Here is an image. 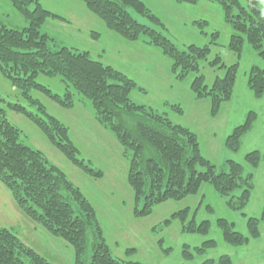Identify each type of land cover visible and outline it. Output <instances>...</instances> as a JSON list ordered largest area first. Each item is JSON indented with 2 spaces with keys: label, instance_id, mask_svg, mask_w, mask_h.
<instances>
[{
  "label": "trees",
  "instance_id": "trees-1",
  "mask_svg": "<svg viewBox=\"0 0 264 264\" xmlns=\"http://www.w3.org/2000/svg\"><path fill=\"white\" fill-rule=\"evenodd\" d=\"M6 1L22 15L26 26L8 28L0 22V74L17 90L27 106L36 107L40 112L34 114L26 106L5 103L0 95V184L10 192L16 208L28 220L70 247L72 264L144 263L116 259L105 242L95 207L80 188L73 185L67 175L49 162L42 152L20 140L21 130L6 118L4 107L27 118L81 173L95 180L104 177V172L92 168L89 162L78 157L79 150L70 139L69 128L46 111L40 101L31 95L35 92L65 110L77 105L81 108L90 105L93 121L113 137L128 160L126 183L133 194L131 217L142 220L167 201L178 202L197 196L203 185H209L220 197H227L229 208L245 216L242 211L247 207L254 187L252 174L244 175V167L232 160L225 161L227 170H219L203 156L198 135L178 121L184 115L178 103L164 101L162 106H157L162 108V113L154 105H137L131 101L130 94L145 90L129 76L90 57L88 51L71 47L53 50L52 39L43 34L42 29L48 21L66 23L61 15L47 10L40 0ZM76 1L102 22L109 33L122 41L140 44L137 41L144 37V45L159 50L168 59L170 75L176 81L185 80L189 73L195 74L188 86L190 94L196 102L205 100L209 103L210 117L216 116L221 106L232 100L239 62L227 66L217 55L209 59L211 47L220 45L218 31L210 34L209 43L205 46L189 45L181 51L163 33L134 18L133 15L137 14L151 24H162L142 0ZM201 1L219 6L223 22L230 28L228 51L239 60L243 46L247 44L264 61V12L260 11V3L264 0H175V3L195 6ZM193 23L201 34L206 35V20ZM90 34L94 40L100 36L96 32ZM200 62L223 71V75L205 85V77L199 73ZM39 76L59 77L64 86L63 94H55L39 83ZM246 85L254 99H262L264 69L257 66L249 69ZM75 96L79 98L75 99ZM2 104L5 106L2 107ZM256 118L257 114L248 112L244 123L233 128L224 141L228 151L234 153L240 149L241 139L253 128ZM262 157L259 151H251L246 153L244 163L256 169ZM236 190L239 194L235 196ZM206 208L211 211L209 206ZM175 221L180 224L181 232L186 234L203 235L211 228L206 219L196 221L195 210L184 208L152 227L155 238ZM216 223L224 244L247 246L261 237L259 227L264 223V207L258 218L249 217L246 220L245 235L236 232L234 225L227 220L218 219ZM158 239L157 245L159 243L161 248L163 239ZM215 245L213 240L204 241L192 250L184 245V262L181 264H189L195 254H204ZM134 251L127 249L126 252L134 254ZM0 264L52 262L44 254L25 245L9 228L0 227ZM203 264H232V259L223 255L216 262L205 260Z\"/></svg>",
  "mask_w": 264,
  "mask_h": 264
},
{
  "label": "rangeland",
  "instance_id": "rangeland-1",
  "mask_svg": "<svg viewBox=\"0 0 264 264\" xmlns=\"http://www.w3.org/2000/svg\"><path fill=\"white\" fill-rule=\"evenodd\" d=\"M142 1L152 14L161 20L162 24H151L149 20L137 14L133 15L134 18L163 33L179 50L183 51L187 46L195 44L205 46L209 43L210 34L218 31L220 45L211 47L209 59L217 55L227 66L239 62L232 100L222 105L216 116H209V103H205V100L196 102L191 98L188 86L195 74L189 73L185 80L177 81L178 83L169 81L171 65L159 50L144 45L142 43L145 40L144 37H140L137 41L140 44L127 41H123L122 44L117 40H111L112 33L103 27L102 22L87 12L89 16L86 18L85 9L79 1L40 0L47 10L53 13L59 12L62 17L64 13H68L71 14L70 19H76L73 21L74 24L64 25L60 20L48 21L42 33L52 39L50 43L53 50L71 47L78 51H88L90 57L132 78L138 87L145 90L144 92L133 91L130 94L131 101L137 105L153 104L157 107L163 100L178 103L185 111V116L178 121L198 135L203 156H206L219 170H227L225 161L232 160L244 167V175L252 174L254 187L249 203L242 211L245 216L229 208L226 202L227 197L222 198L209 185H203L197 196H190L178 202L167 201L157 206L145 219H135L131 217L133 194L126 183L128 160L123 156L122 148L113 137L94 124L89 104L86 107L81 108L77 105L70 110H65L41 94L36 92L31 94L40 101L48 113L60 119L69 128L70 139L79 150L78 157L89 162L92 168L104 172V177L97 180L84 175L67 162L62 153L57 151L27 118L8 110V107L2 104L1 106L6 109V118L21 130L20 140L25 145L42 152L48 161L62 170L71 183L78 186L88 198L97 212L105 242L116 259L138 261L144 264H181L184 262L182 258L184 245L192 250L204 241L213 240L216 242L215 247L206 250L204 254H195L189 264H203L205 260L216 262L223 255H228L232 259V264H264V223L260 224L261 237L258 240L251 241L247 246L238 247L224 244L216 223L218 219L227 220L234 225L236 232L245 235L247 234L246 220L249 217L258 218L264 207V97L259 100L254 99L246 85L249 69L253 66L264 69V61L258 52L252 50L247 44L243 46L239 60L233 52L228 51L230 28L224 24L221 10L217 5L206 1H201L195 6L178 5L175 0ZM73 3L77 4L73 5ZM260 11L264 12V1L260 3ZM196 20L208 22L204 28L206 35L201 34L200 29L193 23ZM0 22L8 28L21 29L26 26L22 15L18 14L6 0H0ZM90 32H96L100 35L99 38L94 40ZM128 48H133L131 53L123 54L125 50L130 51ZM262 50H264V43ZM199 64V73L204 75L207 86L215 77L223 75V71H217L204 62ZM37 81L55 94L64 92V86L59 77L39 76ZM0 95L5 103L26 106L34 114L40 112L36 107L27 106V102L1 74ZM78 98L75 96V99ZM157 109L161 112L162 108L157 107ZM163 109L166 108L163 107ZM248 112L257 114L256 123L241 139L240 149L234 153L230 152L226 149L224 141L234 127L244 123ZM95 128L100 132L96 133ZM251 151H259L263 156L256 169L244 163L246 153ZM237 194L239 190L234 193L235 196ZM206 206H209L211 211H208ZM184 208L195 210L197 222L208 220L211 226L209 232L203 235L186 234L181 232L180 224L175 221L168 229L159 232L155 238L154 232L151 231L152 227L168 218L173 212ZM0 227L9 228L25 245L47 256L52 264H72L73 255L70 247L52 238L48 233H44L28 220L16 208L10 192L1 184ZM159 237L163 239L161 248L159 243L157 245ZM127 249H134V254L127 253Z\"/></svg>",
  "mask_w": 264,
  "mask_h": 264
},
{
  "label": "crops",
  "instance_id": "crops-1",
  "mask_svg": "<svg viewBox=\"0 0 264 264\" xmlns=\"http://www.w3.org/2000/svg\"><path fill=\"white\" fill-rule=\"evenodd\" d=\"M74 4H77V3H73V5ZM83 6V5H82ZM83 8H84V6H83ZM85 9V8H84ZM86 10H85V13L84 14H86ZM88 13V12H87ZM57 14H60L59 12H57ZM84 14H82V15H84ZM61 16H62V14H60ZM70 15L71 14H68V13H64L63 14V18H65L67 21H66V23H73V21L74 20H76V19H70ZM89 15H87L86 14V18L88 17ZM63 23V22H62ZM66 23H63V25L64 24H66ZM74 24V23H73ZM103 25V24H102ZM104 27V26H103ZM111 40H117L118 42H123L121 39H119L117 36H115L114 34H112V38H111ZM123 44V43H122ZM136 46V45H135ZM136 47H138L139 49L141 48V46H139V45H137ZM135 48V47H134ZM130 51H128V52H126V50L125 51H123V54H126V53H131V51H132V49L133 48H128ZM138 49V50H139ZM169 81H171V82H175V83H178L175 79H174V77H171V75H170V73H169V79H168ZM168 87V86H167ZM191 95V94H190ZM191 98H192V96H191ZM164 101H166V100H163L162 101V103L161 104H159V107L160 106H162V104H163V102ZM205 103H207V102H205ZM146 105H149V104H146ZM151 105H153V104H151ZM151 105H149V106H151ZM185 116V111H184V115L182 116V118ZM181 118V119H182ZM93 119V118H92ZM180 123V122H179ZM94 124L97 126V124L94 122ZM182 124V123H181ZM97 130V132L96 133H99L100 131H99V129H97V128H95V131ZM43 231V230H42ZM44 232V231H43ZM45 233V232H44Z\"/></svg>",
  "mask_w": 264,
  "mask_h": 264
}]
</instances>
